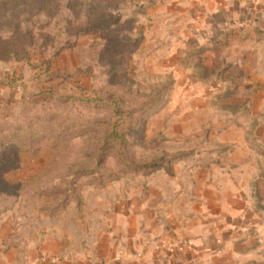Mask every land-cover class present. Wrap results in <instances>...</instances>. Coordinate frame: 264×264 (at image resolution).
Listing matches in <instances>:
<instances>
[{
    "label": "rangeland",
    "instance_id": "obj_1",
    "mask_svg": "<svg viewBox=\"0 0 264 264\" xmlns=\"http://www.w3.org/2000/svg\"><path fill=\"white\" fill-rule=\"evenodd\" d=\"M140 1L0 0V264H24L36 229L84 231L86 211L198 168L258 206L264 69L215 63L226 36L152 29Z\"/></svg>",
    "mask_w": 264,
    "mask_h": 264
},
{
    "label": "crops",
    "instance_id": "obj_2",
    "mask_svg": "<svg viewBox=\"0 0 264 264\" xmlns=\"http://www.w3.org/2000/svg\"><path fill=\"white\" fill-rule=\"evenodd\" d=\"M140 2L150 5L152 29L197 43L226 36L227 45L209 53L215 63L223 51L228 62L249 57L264 69V40H255L264 38V0ZM232 174L211 166L154 180L117 209L86 211L84 231L44 226L14 251L24 264H264V189L250 207Z\"/></svg>",
    "mask_w": 264,
    "mask_h": 264
},
{
    "label": "trees",
    "instance_id": "obj_3",
    "mask_svg": "<svg viewBox=\"0 0 264 264\" xmlns=\"http://www.w3.org/2000/svg\"><path fill=\"white\" fill-rule=\"evenodd\" d=\"M137 43H138L137 41H136V42L134 41V42L132 43L131 46L133 47V49H135V47L137 46Z\"/></svg>",
    "mask_w": 264,
    "mask_h": 264
}]
</instances>
